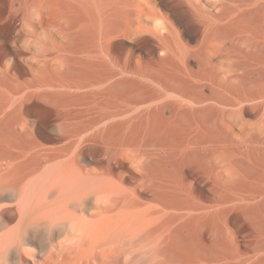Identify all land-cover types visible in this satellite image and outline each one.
Listing matches in <instances>:
<instances>
[{
  "label": "bare ground",
  "instance_id": "bare-ground-1",
  "mask_svg": "<svg viewBox=\"0 0 264 264\" xmlns=\"http://www.w3.org/2000/svg\"><path fill=\"white\" fill-rule=\"evenodd\" d=\"M10 2L36 55L0 58V264L216 262L183 263L179 232L213 214L232 151L264 202V0Z\"/></svg>",
  "mask_w": 264,
  "mask_h": 264
},
{
  "label": "rangeland",
  "instance_id": "rangeland-1",
  "mask_svg": "<svg viewBox=\"0 0 264 264\" xmlns=\"http://www.w3.org/2000/svg\"><path fill=\"white\" fill-rule=\"evenodd\" d=\"M10 9V0H0V28H2L0 29V58L10 64L13 70L21 73L26 67L23 60L19 58L22 56L32 58L36 55V51L33 48L18 47L17 50L14 47L12 40L16 37L19 22L16 18L9 16ZM29 37L32 38L30 34H26L16 39L19 44L25 45L28 44ZM136 46L143 50L145 43L142 40ZM113 49L117 51V45ZM245 118L249 126L257 120V116L253 113H246ZM232 152L236 155L233 161L234 171L231 170L232 172L228 175H234L235 178L228 179L227 182L220 178L210 180L213 185L211 198L215 200L213 214L190 221L179 232V238L182 240L180 258L183 263L195 261L200 257H210L217 260L212 264H238V252L242 250L244 264H264V202L248 199V196L257 190V184L251 182L252 178L248 175L256 176L258 159L255 156ZM169 167L172 166L169 165ZM173 167L176 168L180 178L185 176L182 164H174L173 161ZM194 168L208 180L207 168L203 163ZM195 190L203 199L209 195L203 185L195 187ZM221 201H226L225 207L217 203ZM85 203L83 212L79 215L83 214V217L85 215V219L89 222L93 207L89 200ZM58 230L56 228L54 233ZM8 264H15V261L10 260ZM136 264H145V262L138 260Z\"/></svg>",
  "mask_w": 264,
  "mask_h": 264
}]
</instances>
